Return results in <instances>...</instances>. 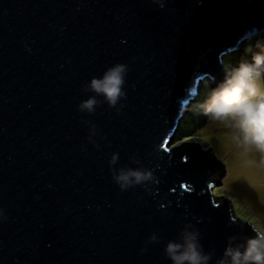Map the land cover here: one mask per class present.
I'll return each instance as SVG.
<instances>
[{"label": "water", "instance_id": "95a60500", "mask_svg": "<svg viewBox=\"0 0 264 264\" xmlns=\"http://www.w3.org/2000/svg\"><path fill=\"white\" fill-rule=\"evenodd\" d=\"M253 28L264 0H0V264H170L164 245L186 223L216 264L229 237L252 235L211 192L224 174L210 150L170 146L186 90L215 86L220 58ZM116 63L128 66L123 107L97 97L79 112L84 85ZM114 152L115 168L159 183L121 192Z\"/></svg>", "mask_w": 264, "mask_h": 264}, {"label": "clouds", "instance_id": "9594fccd", "mask_svg": "<svg viewBox=\"0 0 264 264\" xmlns=\"http://www.w3.org/2000/svg\"><path fill=\"white\" fill-rule=\"evenodd\" d=\"M151 2L164 7V0ZM233 50L220 59L223 78L215 83V86H209L208 81L201 77L200 83L203 87L200 88L197 84L190 86L186 90L187 99L181 104L191 105L198 112L197 115H191L190 110L184 112L186 118L193 116L192 127L203 115L208 122L222 127L237 148L258 155L264 162V30L251 29L238 44L237 51ZM238 51L244 55L235 64L223 63L224 59L238 54ZM127 72L126 64L116 63L103 71L99 77H92L84 85V90L93 95L83 99L77 105V110L81 113H94L100 103L97 97H100L109 108L119 112L123 107L120 102L126 97L124 85ZM202 88L203 99H198ZM85 123L89 125L88 140L94 143L92 137L97 134L96 126L90 121ZM211 156L215 161L216 156ZM118 160L119 154L114 152L108 160V165L111 179L121 192L137 186H143L147 191L150 186L159 183L152 169L143 166L115 168ZM132 162L140 164L139 159L135 157H132ZM224 199L228 204L231 203L228 198ZM238 218L246 221L244 224L249 227L252 235L245 237L242 243H234L236 238L229 237L216 264H264V220H252L243 216ZM5 220L7 216L4 210L0 209V222ZM200 240V231L192 223H186L179 230L176 239L165 243L164 256L170 264H209L211 253L204 251ZM148 242L158 243L159 237L153 233L148 237Z\"/></svg>", "mask_w": 264, "mask_h": 264}, {"label": "rangeland", "instance_id": "374dc122", "mask_svg": "<svg viewBox=\"0 0 264 264\" xmlns=\"http://www.w3.org/2000/svg\"><path fill=\"white\" fill-rule=\"evenodd\" d=\"M197 114L194 110V115ZM201 117L193 129L185 133L177 129L170 148L188 141L197 142L201 149L210 148L211 154L216 156L215 161L220 165L217 167L218 176L224 174L221 185L211 191L214 198H228L236 217L264 220V162L258 155L237 148L222 127L208 122L203 115ZM185 118L186 113L181 123Z\"/></svg>", "mask_w": 264, "mask_h": 264}, {"label": "trees", "instance_id": "16d2710c", "mask_svg": "<svg viewBox=\"0 0 264 264\" xmlns=\"http://www.w3.org/2000/svg\"><path fill=\"white\" fill-rule=\"evenodd\" d=\"M243 50V49H242ZM243 55L241 54H234L233 56L228 57L226 60L224 59L223 63L225 62H230L235 64ZM203 94H204V88L201 90V96L198 99H203ZM190 114H194V109L191 108ZM193 125V119L189 116L185 118V121L181 123L180 130L181 132L185 133L186 131H189L190 128H192ZM194 127V126H193Z\"/></svg>", "mask_w": 264, "mask_h": 264}, {"label": "bare ground", "instance_id": "6f19581e", "mask_svg": "<svg viewBox=\"0 0 264 264\" xmlns=\"http://www.w3.org/2000/svg\"><path fill=\"white\" fill-rule=\"evenodd\" d=\"M221 58H222V57H221ZM221 58H220V59H221ZM184 114H185V113H184Z\"/></svg>", "mask_w": 264, "mask_h": 264}]
</instances>
